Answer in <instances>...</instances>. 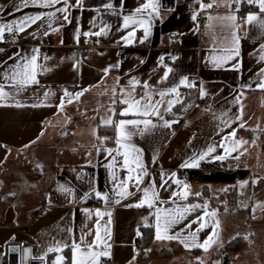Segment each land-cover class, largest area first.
Returning <instances> with one entry per match:
<instances>
[{"label":"crops","instance_id":"0c3cea01","mask_svg":"<svg viewBox=\"0 0 264 264\" xmlns=\"http://www.w3.org/2000/svg\"><path fill=\"white\" fill-rule=\"evenodd\" d=\"M143 2L144 0H83V7L70 9V23L64 21L62 15L57 13L60 19L55 21L53 26H59V31L52 32L48 29L49 35L45 36L43 32L47 26L38 22L19 36L12 33L10 40L5 35L4 41L0 42V49L4 50L0 52V62H4L0 64V71L18 62L9 57H14L18 52L22 56L30 55L33 48L40 49V63L49 69L38 75V85H32L14 99H9V106H0V254L8 264H42L33 257L43 255L46 249L58 240L70 242V237L78 238L82 229L87 231L93 228L95 217L88 219L83 212L85 208L112 212L109 241L111 256L102 258L101 264H199V261L209 264L210 255L217 253L227 256L226 264H230L231 253L237 254L241 251L223 249L226 243L225 238H222L224 227L219 215L217 218L221 223L220 238L208 252L199 248L189 250L177 240L158 241L155 237L146 251H143L139 247L136 233L144 225L146 217L147 223H154V209L147 206H126L135 204L140 194L129 197L120 204L108 206L95 198L94 194L87 195L92 189L111 195L113 181L107 168L111 157L103 149H114L116 145L114 141H105L101 145L97 137L115 135L112 128L100 131L102 120L109 117L114 120L132 118L121 117L118 113L125 107L119 103L122 98L121 89L124 92H132L128 82L133 77L139 80L141 85L148 82L161 90L178 83L182 77L196 82V87L188 92L186 87L179 89L183 101L188 96L187 101L180 106V115L174 116L172 113L179 104L164 115L165 120L177 121L181 112L187 110L177 129L173 130L174 123L170 128L162 127L163 122L153 118L157 127L144 137L137 135L133 138V142L143 150L148 178L153 179L157 186L161 183V173L172 172L177 174L176 179L190 185L192 195L187 201H177L178 204L202 205L207 201L210 210L219 209L223 214L225 208L221 198L225 196L224 190L228 191L229 188V193H234L230 187L239 181L206 183L188 178L189 170L203 169L215 162L211 157L202 161L198 168H181L180 165L194 153L206 150L209 145L219 144L222 137L240 122L244 123L245 127L237 131L236 138L248 142L244 145L247 152L254 147L252 139L255 126L251 123L253 115L257 112L256 102L264 96V90L255 88L259 79L257 73L264 68V61L259 59V46L264 43V31L245 25L242 19L238 20V23L243 25L237 32L240 37L239 56L224 68H215L210 62L212 49L220 46V41L229 35L230 29L223 27L222 22L209 20L207 17L224 16L235 12V9L224 7V0H217L222 6L208 10H201L200 3L208 4L211 0H159V16L152 21L148 39L143 43L139 42L143 37V31L140 30L136 33V42L125 45L121 40L126 34L122 23L123 15L131 13ZM70 3L75 4V0H70ZM107 3H111L113 8L105 9L103 5ZM18 7L20 11L16 10ZM48 11L54 9L31 4L23 7L21 0H0V23ZM114 11L117 14H113ZM258 11L256 6L241 4L236 14L240 17L241 12L246 16L250 12ZM201 12L203 19L198 20L197 15ZM193 15H196L195 20L192 19ZM94 23L96 27L93 26ZM103 23L109 25L107 35H83L84 32L98 31ZM77 30L80 32L79 42L76 40ZM45 56L48 57L47 60L43 59ZM161 56L164 57L163 65L173 69L164 83H158L165 71L160 62ZM167 61L169 64H165ZM232 64H238V70L232 69ZM105 69L108 71L105 72ZM249 83L252 84V90L242 87ZM201 85L207 93L206 96L210 97L208 103L202 102L206 96H200ZM64 89L72 93L83 89L87 91L71 104L66 103L63 110L58 112L55 105L59 104ZM45 91L55 95L44 100ZM142 91V87L137 86L135 95L139 97ZM241 91L244 92L240 97L243 105L242 121L232 124V128H226L223 120L234 119L239 112L240 104L235 103V99ZM168 98L170 97L166 99ZM113 100L117 103L113 104ZM17 101L21 107L15 106ZM33 104L40 106L33 107ZM110 109H115L116 114ZM71 130L73 138L70 144L67 147L61 146L60 136ZM98 148L101 151L98 152ZM247 152L240 156L235 164L237 166L233 165L232 168L250 170L249 176L254 172V176L250 177L252 200L249 209L252 224L260 229L262 235L264 190L260 191L258 198L253 194V188L264 182V166L248 159ZM222 153L223 149L218 147L212 155ZM62 157L69 159L63 160ZM154 157L155 163L152 162ZM240 159L245 161L240 162ZM118 175L123 178L126 173L118 169ZM165 179H168L167 175ZM222 183L230 186L226 188ZM61 186L71 189V193L62 191ZM131 190L135 191L134 188ZM158 190L161 199L169 201L166 205H160L161 207H176L170 199L171 192L177 190L172 180L168 181L165 188L158 187ZM197 192L201 193L200 197L195 196ZM237 194L239 198H246V191L243 195L241 191ZM33 211L37 213L36 217H32ZM197 214L199 210L189 219ZM107 219L105 216L101 223ZM184 223L187 221L173 231H178ZM195 227L196 225H193V228ZM69 228L73 230L71 234L67 231ZM210 231L211 227L199 234L201 242ZM91 239L92 236H89L88 240ZM216 245H220V248L215 249ZM18 246H21L22 250L31 249L29 262H24L17 248L13 251V248ZM163 250L169 254L160 255ZM54 255L56 254H48L47 259L51 261L50 258ZM251 255V258L260 261L248 260L247 264H264V251H252Z\"/></svg>","mask_w":264,"mask_h":264},{"label":"snow or ice","instance_id":"6c2138e0","mask_svg":"<svg viewBox=\"0 0 264 264\" xmlns=\"http://www.w3.org/2000/svg\"><path fill=\"white\" fill-rule=\"evenodd\" d=\"M21 3L23 7H28L31 4L32 6L40 8L54 9V11H48L32 16L25 15L19 20L0 23V42L4 41L6 33H13L15 36H19L20 33L25 32L28 28L38 22L46 24L47 27L43 32V35L45 36L49 35L48 29L52 32L59 31V26H53L55 21L60 19V17L57 16V13L62 15L64 21L70 23V9L73 7H83V0H75V4L70 3V0H21ZM233 4L236 5L235 12H229V14L224 16L212 17L209 15L207 17L209 20L215 19L222 22L223 27L230 29L229 35L224 36L220 41V46L212 49L210 62L215 68H224L225 65L229 64L239 56L240 37L237 35V32L243 25L238 23V20L242 19L245 25L255 26L264 31V0H224L223 6L231 9ZM241 4L256 6L259 11L258 13L250 12L242 18L238 17L236 13L239 12ZM57 5L62 6L56 7ZM220 6L222 5L218 3L217 0H211L208 4L200 3L201 10H208ZM103 7L105 9H112L113 5L107 3L103 5ZM160 7L159 0H144V2L140 3L131 13L123 15L122 23L123 29L126 30V34L121 37V40L125 45L135 43L136 33L140 30L143 31V37L139 42L143 43L148 39L152 21L159 16ZM16 10L20 11L21 9L18 7ZM113 14L117 13L114 11ZM192 19L195 20L196 15H193ZM93 26L96 27L97 25L94 23ZM108 29L109 25L103 23L102 26H99L98 31L84 32L83 35L85 37H100L102 35H107ZM79 36L80 32L77 30V42H79ZM61 43H63L62 40ZM259 47L261 53L259 59L264 61V43H261ZM3 51V49H0V52ZM9 59H14L18 62L14 63L6 70L0 71V106H9L7 104L9 99H14L15 96L19 95L32 85H38V75L49 71L45 65L40 63L41 56L39 48H33L30 55L22 56L18 52L14 57H9ZM43 59L47 60L48 57L45 56ZM163 60L164 57L161 56L160 62L162 66H164L165 71L158 83H164L167 81L169 74L173 72L171 67L163 65ZM3 63L4 62H0V64ZM116 67H118V65ZM238 67V64H232V69L238 70ZM107 71L108 69H105V72ZM257 76L259 79L255 83V88L258 90H264V68L260 69ZM128 83L133 91L124 92V90L121 89L122 98L119 100V103L125 107L119 111L118 115L121 117L132 118L114 120L109 117L107 120H102L101 126L112 128L115 135L114 137H97L100 140L101 145H103L105 141H114L116 145V148L114 149H103L107 152L108 156L111 157V162L107 165L113 181L111 195L108 192H100L95 189H92L87 195L91 196L94 194L95 198L108 206L110 204H120L123 200L140 194V198L135 204H129L126 206L137 208L147 206L149 209H154V212L152 213L154 216V223H147L146 217L143 226L146 228H154L156 240H177L183 244L186 249L191 250L199 248L208 252L220 238L219 232L221 223L217 218L218 210H210L207 201L202 205L199 203L178 204L177 201H187L189 196L192 195L190 185L184 183L180 179H176L177 174L172 172L170 174L161 173V183L157 186L153 179L148 178L149 173L143 159V150L133 142L135 136L139 135L144 137L145 134L150 133L152 129L157 127L153 118L162 121V127L170 128L172 123H175L176 121L170 122L165 120V113H170L176 104L183 103L179 89L181 87L189 89L195 88L196 82L190 81L188 77H182L178 83L162 90L155 88V86L150 85L148 82H144L141 85V82L135 77L131 78ZM137 86H141L143 89L139 97L135 95ZM242 87L252 90L251 83ZM84 91H87V89H83L76 93L64 89L59 104L55 105L57 111H62L66 103L71 104L74 100H78L84 94ZM52 95L55 94L50 91H45L43 93V98L44 100H48ZM206 95L207 93L201 85V98ZM243 95L244 92L241 91L239 96L235 99V103L240 104L239 112L235 118L231 120H223L226 128H232V124L242 121L243 105L240 97ZM155 97H159V99H156ZM167 97L170 98L166 99ZM112 103L115 104L117 101L113 100ZM15 106L21 107L22 105L17 101ZM32 106L37 107L40 105L33 104ZM110 111L116 114L115 109H110ZM244 127V123H238L236 128H232L231 132L222 137L219 144L209 145L206 150L194 153L191 157L186 159L180 167L198 168L200 163L209 157H211V160L221 162L228 158L238 160L240 156L247 152L244 145L248 142L236 138L237 131ZM253 143H255V140ZM25 147H27V145ZM218 147L223 149V153L213 156L212 154L216 153ZM242 148L244 150L240 151ZM97 151L99 152L101 149L98 148ZM233 153L238 154L233 155ZM152 162L155 163V157ZM38 167H40V165H38ZM118 169L126 173L123 178L118 175ZM166 175L168 176V179H165ZM146 178H148L147 183H145ZM169 180H172L177 186V190L172 191L170 194L171 203L175 204L176 207H161L160 205H166L169 201L161 199L158 187L165 188L168 185ZM247 183L248 182L242 183L240 187L243 188ZM253 183H256V181H253ZM132 188H134L135 191H132ZM61 190L68 192L69 194L71 193V189L64 188L63 186H61ZM224 191H227V189ZM9 195H15V193H9ZM195 196L200 197L201 193L197 192L195 193ZM85 198H87V196ZM245 207H247V205H245ZM257 207H260V205H257ZM197 210H199V214L195 215L194 218L189 219L190 216L197 213ZM254 211L255 209H253V212ZM83 212L90 220L95 217L93 228L88 229L87 231L82 229L78 238L75 236L70 237V242L64 240L56 241L46 249L43 255L33 257V259L40 260L42 264H101L102 258H110L111 244L109 241L111 240L112 212L101 210L99 208L94 211L85 208L83 209ZM105 216H107L108 219L102 224L101 221L104 220ZM185 221H187V223H184L182 228L178 231H173L178 225H181ZM193 225H196V227L193 228ZM209 227H211V231L208 232L206 238L201 242L199 234ZM67 231L70 234L73 232L71 228L67 229ZM136 235L139 237L142 233L137 230ZM89 236H92L91 241L88 240ZM245 238L247 239V237ZM222 246L223 245L221 244V247ZM66 249L70 251V257L64 255ZM13 251H15V249H13ZM24 252L27 257L31 254V249H25ZM50 253L56 254L55 258L51 261L47 259L48 254ZM197 259L199 260V258ZM199 264H204V262L199 261Z\"/></svg>","mask_w":264,"mask_h":264},{"label":"rangeland","instance_id":"374dc122","mask_svg":"<svg viewBox=\"0 0 264 264\" xmlns=\"http://www.w3.org/2000/svg\"><path fill=\"white\" fill-rule=\"evenodd\" d=\"M256 108L257 112L253 115V121L251 123L255 126L254 139H252V142L255 140V143L253 149L246 154L248 159L259 164V166H264V96L257 100ZM72 133L73 131L71 130L66 135L60 136L61 146L67 147L70 144L73 138ZM62 159L67 160L69 157H62ZM251 176H254L253 171L248 179H241L238 184H233L230 188H233L234 193L230 194L229 192L231 190L228 188V191H225V196L221 198L223 208H225L223 214H221V211L218 209V215L220 216L222 226L224 227V230H222V238H225V243L232 241L239 236L247 237V239L245 238V244L241 251L237 254L232 252V257L229 256L230 264H247L248 260L253 262L260 261V259L251 258V253L252 251H264V234L261 235L260 229H258L255 224H252L253 221L251 220L252 216L249 209L252 200V190L249 179ZM244 182L248 183L241 188L240 185ZM257 183L258 182L256 181V184ZM222 184L225 185L226 188L230 186L229 184ZM263 184L264 182L259 183V185H256V187L253 188V194H256V197L260 194L259 189H261ZM238 191H241V195L246 191V198L242 196H240V198L237 197ZM245 205H247V207H245ZM237 232H239V234H237ZM219 246L220 245H216L215 249L220 248ZM209 260V264H226L227 256L219 255L218 253L214 255L211 254ZM259 264L262 263L260 262Z\"/></svg>","mask_w":264,"mask_h":264},{"label":"trees","instance_id":"16d2710c","mask_svg":"<svg viewBox=\"0 0 264 264\" xmlns=\"http://www.w3.org/2000/svg\"><path fill=\"white\" fill-rule=\"evenodd\" d=\"M185 90H187L186 92H188V90L185 88ZM189 95V94H188ZM188 96H186L185 100L183 102L187 101ZM180 106L181 104H179L174 111H172L174 116H179L180 115ZM180 110V111H179ZM108 127H103L100 126V131H104V130H108ZM111 129V128H110ZM250 174V170L247 169H240V168H234L231 170H205V169H193V170H189L188 171V178L193 179V180H199L202 182H227V183H236L241 179H248ZM250 179V178H249ZM264 190V184L261 187V189H259V191H263ZM206 191H208L206 189ZM209 192V191H208ZM210 198L212 199V195H210ZM140 232L142 233L141 236L138 237V243H139V247L143 250L146 251V248L150 245V243L152 242V240L155 237V233H154V228H146L144 226H142L140 228ZM245 237L243 236H239L237 238H235L232 241H229L225 244L224 246V250L225 251H240L245 244ZM167 250V249H165ZM161 251L159 254L160 255H168V251ZM66 256L70 257V251L67 250L66 252ZM55 256V255H54ZM54 256H52V258H50V260H52L54 258Z\"/></svg>","mask_w":264,"mask_h":264},{"label":"built area","instance_id":"2783aa9c","mask_svg":"<svg viewBox=\"0 0 264 264\" xmlns=\"http://www.w3.org/2000/svg\"><path fill=\"white\" fill-rule=\"evenodd\" d=\"M213 8H216V7H213ZM232 9H236V5H232ZM244 13L241 12V18L244 17ZM197 19L198 20H202L203 19V13H199L197 15ZM12 36V33H6V37L9 39L10 37ZM93 37H96V36H93ZM10 40V39H9ZM165 64H169V62H165ZM210 101V97L209 96H206L202 99V102L203 103H208ZM187 114V110H183L181 112V116L178 117L176 120V122L172 125V128L173 130L177 129L178 125L182 122V120L184 119L185 115ZM240 162H244L245 159H240L239 160ZM238 160H235V159H231V158H228L226 159L225 161H215V162H212L208 165H206L203 169L205 170H231L233 169L232 166L237 164ZM183 175V173H182ZM37 216V213L35 211H33L32 213V217H36ZM0 264H8L7 261L4 259L3 255L0 254Z\"/></svg>","mask_w":264,"mask_h":264},{"label":"water","instance_id":"95a60500","mask_svg":"<svg viewBox=\"0 0 264 264\" xmlns=\"http://www.w3.org/2000/svg\"><path fill=\"white\" fill-rule=\"evenodd\" d=\"M18 249V254H20V256H23V260H24V262L25 263H27V262H29V259L31 258V254L29 255V256H25V252H24V250L25 249H23L22 250V248H21V246H18V247H14L13 249ZM22 251V252H21Z\"/></svg>","mask_w":264,"mask_h":264}]
</instances>
